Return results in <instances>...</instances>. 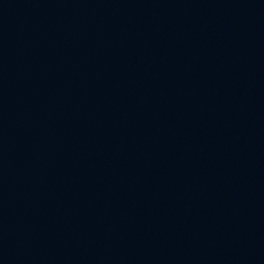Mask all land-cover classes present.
Here are the masks:
<instances>
[{
  "label": "water",
  "instance_id": "95a60500",
  "mask_svg": "<svg viewBox=\"0 0 264 264\" xmlns=\"http://www.w3.org/2000/svg\"><path fill=\"white\" fill-rule=\"evenodd\" d=\"M233 159L264 203V0H150Z\"/></svg>",
  "mask_w": 264,
  "mask_h": 264
}]
</instances>
